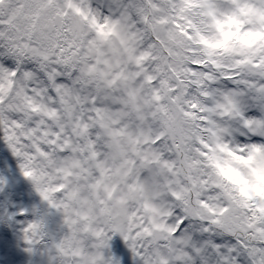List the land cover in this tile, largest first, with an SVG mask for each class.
Returning a JSON list of instances; mask_svg holds the SVG:
<instances>
[{
	"label": "snow or ice",
	"instance_id": "1",
	"mask_svg": "<svg viewBox=\"0 0 264 264\" xmlns=\"http://www.w3.org/2000/svg\"><path fill=\"white\" fill-rule=\"evenodd\" d=\"M5 2L0 0V8ZM31 2L34 7L29 11L35 18L42 10L57 8L54 0ZM64 6L68 11L58 8L56 16L68 20L72 13L69 30L84 23L102 41L115 31V24L97 21L90 0H64ZM121 7L122 19L134 13L155 42L137 54L130 41L121 38L123 53L138 70L114 73L113 65L101 60L96 42H91L89 52L97 53L96 64L79 69L81 75L73 83L98 81L93 96L73 97L72 89L61 82L63 74L46 69L47 52L27 44L10 43L8 54L17 60L0 63V264H121L115 254L107 259L105 254L122 243L137 264H209L210 257L216 264H264V143L241 145L224 165L203 153L226 177L218 186L227 206L199 199L203 182L195 177H188L191 188L177 189L179 180L167 179L160 185L155 174L147 179L142 175L153 166L169 177L180 175L176 162L163 158L154 147L162 143L164 132L153 133L146 125L150 119L159 120L171 130L176 112L191 116L204 111L197 102L182 100V89L189 83L199 86L204 97L218 96L217 108L264 136V0H128ZM19 11L12 10L8 23ZM205 19L219 33L213 42L200 35ZM193 33L206 46L207 58L190 63L211 67L233 87L215 93L203 90L215 79L214 73L181 68L177 36L191 40ZM4 35L0 31V38ZM29 52L45 62L40 67L50 89H16L19 57ZM150 61L156 62L155 69L145 67ZM101 62L106 69L98 68ZM187 75L194 79L186 80ZM23 76L31 79L32 73L25 71ZM137 79L143 81L139 87L132 83ZM173 79L175 88L170 84ZM99 81L104 87L122 89L119 96L110 97L117 111L105 106L109 97H100ZM145 85L150 86L148 95L142 91ZM45 91L51 94L50 103L40 100ZM57 100L62 109L51 106ZM172 147L182 150L175 135ZM162 187L186 205L187 215L172 223L160 218L173 215L151 203ZM193 191L198 197L195 206L188 198ZM129 199L141 202L145 216L126 212ZM197 208L207 211L202 214ZM122 217L136 229L124 228ZM146 218L147 223L141 222ZM192 219L203 222L204 237L190 235ZM214 229L225 230L232 242L213 239ZM149 237L162 243L146 252L139 241Z\"/></svg>",
	"mask_w": 264,
	"mask_h": 264
},
{
	"label": "clouds",
	"instance_id": "2",
	"mask_svg": "<svg viewBox=\"0 0 264 264\" xmlns=\"http://www.w3.org/2000/svg\"><path fill=\"white\" fill-rule=\"evenodd\" d=\"M90 3L99 23H104L107 20L108 26L115 24V31L109 34L107 41L100 40L97 32L84 23H78L69 30L67 25L72 20V13L69 12L68 20L64 17L57 18L56 16L58 8H64L65 11H68L64 6V0H54L57 8L42 10L38 18H35L29 11L30 8L34 7L31 0H6L5 4L0 8V12H2L0 21H4L0 23V31L5 34L3 38H0V63L6 60L14 62L17 60L16 56L8 54L10 43H15L21 47L27 44L29 48L46 51L49 57L46 62V69L56 70L63 74L61 82L72 89L73 97L79 96L81 98L95 95L97 89L98 81L96 80H92L88 84L83 82L73 83L81 75L79 69L84 68L86 65L96 64L97 53L89 52L91 42H96V46L103 53L101 60H108L113 65L111 72H119L121 69L127 72L137 71L138 69L134 63L128 62L127 55L123 53V46L120 44V40L121 38L129 40L131 46L135 47L136 53L139 54L141 51L146 50L149 45L154 44L153 35L146 31L142 24L137 22L134 13L130 12L127 19H122L123 8L121 6L126 5L128 0H119V5H117L116 0H90ZM13 9H21V11L17 13L11 23H8ZM117 21L119 23H115ZM199 26L201 29L200 35H203L210 42L219 38V33L211 20L205 19ZM105 30L107 31V27ZM9 37H11V40H9ZM193 37L191 40H185L183 37L177 36L179 44L176 50L179 53L177 58L180 59L181 68L191 69L194 72H213L215 79L208 81L204 85L203 90L215 93L217 90L223 91L233 87L231 82H227L218 74H215L211 67L196 66L190 63L193 59L207 58L206 46L199 42V37L195 33H193ZM61 49H63L62 53ZM153 51L154 54H159L156 50ZM62 60H68L69 63L64 64L61 62ZM19 61L18 66L21 69V74L15 77L16 89L48 90L52 87L47 79L46 72L40 67L41 63L45 62L32 57L30 52L26 56L19 57ZM145 67L155 69L156 62L150 61ZM98 68L101 70L106 69V65L101 62ZM25 71L32 73L31 79L24 78L23 73ZM86 79L91 80V77H86ZM185 79L191 81L194 78L191 75H187ZM132 83L134 86L139 87L143 81L137 79ZM99 84L101 87L100 97H109V100L104 101L105 106L111 108L112 111H117L118 106L111 103L110 97L119 96L122 89L119 87H104L103 81H99ZM170 84L175 88L177 82L173 79L170 80ZM142 91L144 95H148L150 86L145 85ZM182 91L184 92L182 100L195 101L205 110L196 111L191 116L176 112L175 127L171 130L162 127L159 120L150 119L146 125L151 128L153 133L164 132L162 143L154 147L162 154L163 158L176 162L177 171L180 172V175L169 177L167 173H161L159 168L155 166L150 170H146L142 175L147 179L155 174V180L160 185H166L167 179L179 180L180 183L174 185L177 189L183 187L191 188V181L188 177H195L203 182L199 189V199L208 201L213 206H227L223 191L218 186L226 182V177L222 175L214 164L209 162L203 153H208L209 157L224 165L230 160L231 151L237 150L246 143H264V136L245 128L241 121L233 116L224 114L221 109L217 108L218 96L204 97L201 94L202 89L192 83L186 85ZM173 94L178 95L179 93ZM50 95L48 91H45V95L40 97V100L44 103H50L48 100ZM51 106L62 109L58 100ZM77 107L80 106L78 105ZM83 107L87 108L90 105L84 104ZM187 111L192 112V109L187 108ZM172 135H175L177 141L182 144L180 152L175 151L172 147ZM187 164H194V167L188 169L186 167ZM188 198L192 205L195 206L198 199L196 193L194 191L189 193ZM151 203L160 212H171L173 214L172 216L160 217L165 223H172L175 217L187 215L185 213L186 205L171 198L166 187L160 189V195L155 196ZM197 211H201L203 214L207 210L197 208ZM126 212L129 215L138 213L139 216H145L141 202L137 199H129L127 201ZM125 219L126 217L121 219L122 226L126 229L131 226L135 230L136 224L131 221L125 223ZM141 222L147 223V218ZM224 222L227 223V218H225ZM190 223L193 226L190 235L194 239L204 237V233L200 232L203 222L192 219ZM212 238H218L224 244L232 242V238L223 229H214ZM139 243L145 245L147 252L162 242L153 241L149 237L141 239ZM92 251H95V249H92ZM112 254L117 256L121 264H137L136 258L133 257L127 244L122 243L113 250H109L106 252L105 258H109ZM209 264H216L215 259L210 257Z\"/></svg>",
	"mask_w": 264,
	"mask_h": 264
}]
</instances>
